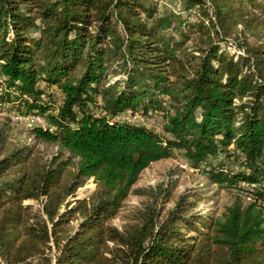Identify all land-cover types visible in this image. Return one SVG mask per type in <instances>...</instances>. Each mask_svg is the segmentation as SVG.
Returning a JSON list of instances; mask_svg holds the SVG:
<instances>
[{
  "label": "trees",
  "instance_id": "trees-1",
  "mask_svg": "<svg viewBox=\"0 0 264 264\" xmlns=\"http://www.w3.org/2000/svg\"><path fill=\"white\" fill-rule=\"evenodd\" d=\"M179 1L0 0V105L47 123L11 149L0 127V264H264V44L222 47L245 21L232 0ZM127 111L160 113L162 133ZM175 151L234 190L218 216L196 192L134 186ZM131 194L141 207L110 224Z\"/></svg>",
  "mask_w": 264,
  "mask_h": 264
},
{
  "label": "rangeland",
  "instance_id": "rangeland-1",
  "mask_svg": "<svg viewBox=\"0 0 264 264\" xmlns=\"http://www.w3.org/2000/svg\"><path fill=\"white\" fill-rule=\"evenodd\" d=\"M157 2L161 5L160 10L170 9L182 11L179 0H157ZM232 5L237 9V12L240 10L244 13L245 21L238 23V25L233 28L235 38L231 40V44L236 46H228V44L221 42L222 47L229 53H233V51H239L237 49L240 48L237 47V45L240 43L242 46L264 44V0H232ZM208 10L210 14H212V9L209 8ZM181 13L184 17H188L189 15V18H194L198 14L197 10L191 11L189 14L186 12ZM240 51L242 50L240 49ZM45 89L50 93L46 101L49 104L53 103L54 106L59 105L62 95L58 89L55 86L49 88L45 87ZM10 107V104L0 105V127L2 126L7 130V145L9 149L17 145L34 143L33 135L28 132L29 128L15 125L11 122L10 115L17 112L14 108ZM126 113H129V111ZM135 115L142 116L144 119L133 123L144 125L156 132L162 133L163 119L160 113L149 112L148 115ZM42 116L45 118L44 115ZM45 124V127H47L46 119ZM36 148L44 158L49 157L56 150V146L50 143L37 144ZM5 153L6 152L3 154ZM218 161L224 163L226 167H237L231 159L219 158L217 160H212V162L215 163ZM185 162L187 163V168L182 166ZM159 182L172 185V192L175 196L185 190L196 192L199 198L197 210L208 216H218L225 206L231 203L233 197L232 193L234 191L233 189L221 188L217 184H213L206 174L192 168L178 151H175V154L170 158L150 163L141 171L134 186L146 187L148 185H156ZM240 185L246 190L251 188V186L247 184L242 183ZM94 187L95 184L91 178L84 186L76 191L75 198H82L89 195ZM69 200H72V198ZM143 200H145V198L133 194L129 195L119 212L120 215L109 220V223L120 227L122 224L121 217H124V213H130L129 211L134 207H141ZM24 203H30L34 208H38L41 207L42 201L26 200ZM170 206H172V202L166 205V207Z\"/></svg>",
  "mask_w": 264,
  "mask_h": 264
},
{
  "label": "built area",
  "instance_id": "built-area-1",
  "mask_svg": "<svg viewBox=\"0 0 264 264\" xmlns=\"http://www.w3.org/2000/svg\"><path fill=\"white\" fill-rule=\"evenodd\" d=\"M120 118L121 120L130 122V123L144 119L142 116H137L135 114L131 115L130 112L122 113ZM10 119L13 124L24 126L27 128H31L33 126H40V127L45 128L46 126L45 118L39 113H13L12 115H10ZM182 166L184 168H187V163L185 162Z\"/></svg>",
  "mask_w": 264,
  "mask_h": 264
}]
</instances>
